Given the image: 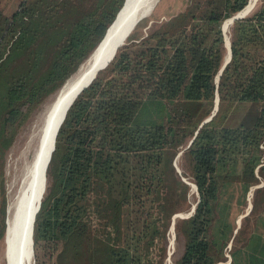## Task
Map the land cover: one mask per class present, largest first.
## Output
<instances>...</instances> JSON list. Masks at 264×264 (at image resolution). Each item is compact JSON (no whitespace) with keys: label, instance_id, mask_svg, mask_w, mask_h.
Wrapping results in <instances>:
<instances>
[{"label":"trees","instance_id":"trees-1","mask_svg":"<svg viewBox=\"0 0 264 264\" xmlns=\"http://www.w3.org/2000/svg\"><path fill=\"white\" fill-rule=\"evenodd\" d=\"M123 1L20 0L10 14L0 7V243L8 149L88 58ZM247 1L188 0L146 33L136 31L148 18L137 22L57 131L33 264H164L171 217L191 206L181 175L198 199L175 219L173 264L225 260L233 215L258 182L260 160L264 178V0L231 23V59L215 80L226 54L221 24ZM216 93L217 109L202 122Z\"/></svg>","mask_w":264,"mask_h":264},{"label":"bare ground","instance_id":"bare-ground-1","mask_svg":"<svg viewBox=\"0 0 264 264\" xmlns=\"http://www.w3.org/2000/svg\"><path fill=\"white\" fill-rule=\"evenodd\" d=\"M157 1L158 0H125L118 11L116 19L109 28L105 38L97 46V49H95V51L81 64L79 69L66 80L63 87H61L56 96L47 105L41 122L30 136L31 139L35 141V144L32 146V142H29L31 144L29 148H26V150L24 149V152H22L18 164V173L16 176L17 189L7 214L4 240L5 264H33L30 241L33 213L37 208L40 194L42 193L43 195L45 190V174L49 150L53 143L55 129L63 116L68 102L79 87L90 79L98 66L113 55L116 44L124 37L126 31L131 27L138 14L149 8V6L156 4ZM257 1L258 0H250L243 8V12L248 13ZM228 20L229 19L225 22L224 27L226 52L229 50L228 27L231 24ZM134 27H132V29ZM126 38L127 35L124 41ZM29 151H31V154Z\"/></svg>","mask_w":264,"mask_h":264},{"label":"rangeland","instance_id":"rangeland-1","mask_svg":"<svg viewBox=\"0 0 264 264\" xmlns=\"http://www.w3.org/2000/svg\"><path fill=\"white\" fill-rule=\"evenodd\" d=\"M19 1L20 0H0V7L6 13L10 14L13 10L16 9ZM187 1L188 0H158L157 3L155 4V7L152 9L151 13L147 16V18H148L147 25L144 26V24H143L144 22H143L142 24H140L138 31H136V32L146 33L147 27L149 26V24H151L152 21L160 22L161 20L167 19L169 16L180 11L186 5ZM260 1H262V0H258L256 2V4L254 5V7H252V9L249 10L250 13L253 12L256 9V7L261 4ZM230 28H231V26L228 27L229 39H230ZM224 34H225V32H224ZM225 48H226V46H225ZM58 91L55 94L48 97L38 108H36L33 111V113L30 115V117L27 119V121L19 128L12 145L10 146V148L7 151L5 172H4L5 173V186H6L7 197H8L7 214H8V208L11 204V201H12L13 196L15 194V191L17 189L16 176L18 173V164L20 162V159H21L20 157L22 155V152H24V149L26 150V148H29V145L31 144L29 142H32V146L35 144V141L33 139H31L30 136H31L32 132L34 131V129L37 127V125L41 122L42 116L44 114L45 109L47 108V105L56 96ZM29 153L31 154V151H29ZM30 154H29V156H30ZM180 160L181 159H179L177 157L176 164L179 168V172L177 170L176 171L179 174H181V171H182L181 165H180ZM259 176H260V178H262V176L260 174H259ZM181 177L186 179V182L188 181L187 183H189V185H190L189 199L188 200L192 206V204L196 203V201L198 199L197 190L193 189L192 185L194 183L190 180L189 177L182 176V175H181ZM190 183H192V185ZM235 194H236V196H235L234 200L239 198L238 195H240V193L238 191V192H235ZM261 195L262 194L260 193V197H261ZM249 196H250V198H249ZM257 196L254 197V199H252L251 193L248 190L246 192V194L244 195V200H246L245 204L243 203L242 197L240 198V200L242 199V202H241L242 204H238V206H237L238 209L235 212V214L233 215L234 222L236 220L237 213L240 212L243 207L248 206L249 202H251V204H254V201H256V203L254 204L256 208H259L261 206L262 201L258 200ZM260 197L258 196V198H260ZM190 207L185 209V210L177 212V213H181L182 215L176 217L175 219L186 217L185 215H186V213H188ZM175 219H174V223H175ZM170 222H171V220H170ZM176 232H177V230L175 228V225H174V228H172L171 224H170L169 230L167 232V246H166V251H165L166 254L164 256V264H173L171 255L174 252L179 251V248L176 247L177 246L176 245ZM5 233H6V231H5ZM173 236H174V238H173ZM4 240H5V235H4L3 239H1V243H0V264H5ZM172 240H173V242L171 243ZM169 251H170V255L168 254ZM32 259L34 262V256L32 257ZM225 261L226 260H224L223 262H225Z\"/></svg>","mask_w":264,"mask_h":264},{"label":"crops","instance_id":"crops-1","mask_svg":"<svg viewBox=\"0 0 264 264\" xmlns=\"http://www.w3.org/2000/svg\"><path fill=\"white\" fill-rule=\"evenodd\" d=\"M227 55L228 52H226L225 57ZM262 165L263 160H260L255 168V176L258 178V182L252 184L248 189L252 199L257 195L260 197V193L262 194L260 198L257 196V199L262 201L261 206L256 208L255 205L249 202L248 206L243 207L237 213L233 235L225 247L226 261H220L216 264H230L233 262L247 264L249 261L264 264V178L259 176V169ZM255 203L256 201H254ZM236 233V242H233Z\"/></svg>","mask_w":264,"mask_h":264},{"label":"water","instance_id":"water-1","mask_svg":"<svg viewBox=\"0 0 264 264\" xmlns=\"http://www.w3.org/2000/svg\"><path fill=\"white\" fill-rule=\"evenodd\" d=\"M124 2H125V0L123 1V3H124ZM154 6H155V4L149 6V8L143 10L142 12H140V13L138 14V16L135 18V21H134L133 24L131 25V27L126 31V34L124 35V37L121 38V39L119 40V42L116 44L115 49H114V52H113V55H111L110 57H108V58L104 61L103 64L99 65L98 68L94 71L93 75L90 77V79H89L86 83H84L81 87H79V89L77 90V92L72 96V98H71L70 101L68 102V104H67V106H66V108H65V110H64V112H63V116H62L61 120L59 121V123H58V125H57V127H56V129H55L54 139H53L52 146H51V148H50V150H49V155H48V159H47V164H48V162H49V160H50L51 153H52V151L54 150V147H55V140H56L57 131H58V129H59V127H60V125H61V123H62L64 117H65V115H66L67 110L69 109L70 105L72 104V102H73V101L79 96V94L82 92V90L85 89V88L90 84V82H91V81L93 80V78L95 77L96 73H97L98 71L102 70L103 68H105V66H106V65L109 63V61L113 58V56H114V54H115V51H116L117 47L125 43L124 38H125L126 35L128 36V34H129L130 30L132 29V27H134V25H135L140 19L144 18L145 16H148V15L151 13V11H152V9L154 8ZM244 7H245V6H244ZM118 11H119V10H118ZM245 14H246V13L243 12V9H241L240 11H238V12L235 13V14H233V15L230 16L229 18H226V19L222 22V24H221V29H222V33H223V36H224V45H225L224 27H225V22L227 21V19H229L228 21H230V22L232 23L234 19H237V18L243 17V16H245ZM117 15H118V12L116 13L115 18L113 19V21H112V22L110 23V25L107 27L106 32L104 33L102 39L99 41V43L96 45V47L92 50V52L90 53V55L95 51V49H97V46H98V45L100 44V42L105 38V36H106V34H107L109 28H110L111 25L113 24V22H114V20L116 19ZM225 46H226V45H225ZM90 55H89V56H90ZM89 56H88V57H89ZM230 59H231V47H230V39H229V51H228V55L224 58L223 63H222V66L220 67V69H219V71H218V73H217V75H216V78H215L216 82L218 81V78H219V75H220V73H221V70H222L223 66H224V65H225ZM65 82H66V81H65ZM65 82L63 83V85L65 84ZM63 85H62L61 87H63ZM61 87H60V89H61ZM60 89H59V90H60ZM217 103H218V94L216 93L214 110H213V112H212L207 118H205L202 122H205V121H207V120H209V119L211 118L212 114H213V113L215 112V110L217 109ZM180 153H181V151H179V152L177 153V155L175 156V159H174V166L176 167V170H177L178 172H179V168H178V166H177V164H176V159H177V157L179 156ZM46 167H47V166H46ZM182 178H183V177H182ZM45 179H46V176H45ZM183 179H184V178H183ZM184 180L186 181V179H184ZM187 182H188V181H187ZM190 184L192 185V183H190ZM192 187H193V189L197 190V187H196L195 184H193ZM43 189H44V188H43ZM41 197H42V193L40 194V199H39V202H38L37 208H36V210H35L34 213H33V218H32V223H31V230H30L31 254H33V225H34V220H35L36 213H37V211H38V209H39V207H40ZM196 203H197V201H196ZM196 203L192 204V206L190 207L188 213H186L185 216H188V215H190V214L193 212ZM181 215H182L181 213H175V214L172 215V217H171V227H172V228H174V219H175L176 217H178V216H181ZM6 224H7V219H6ZM5 231H6V229H5ZM173 238H174V236H173ZM172 242H173V240L171 241V243H172ZM168 254L170 255V251H169Z\"/></svg>","mask_w":264,"mask_h":264},{"label":"built area","instance_id":"built-area-1","mask_svg":"<svg viewBox=\"0 0 264 264\" xmlns=\"http://www.w3.org/2000/svg\"><path fill=\"white\" fill-rule=\"evenodd\" d=\"M249 1H250V0H248L247 3H248ZM246 5H247V4H246ZM246 5H245V6H246ZM243 8H244V7H243ZM249 12H250V11H249ZM249 12H248V13H249ZM248 13H246V14H248ZM246 14H245V15H246ZM260 147H263V145H261Z\"/></svg>","mask_w":264,"mask_h":264}]
</instances>
